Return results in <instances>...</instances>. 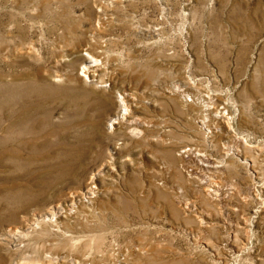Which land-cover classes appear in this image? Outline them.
I'll list each match as a JSON object with an SVG mask.
<instances>
[{"label": "rangeland", "instance_id": "obj_1", "mask_svg": "<svg viewBox=\"0 0 264 264\" xmlns=\"http://www.w3.org/2000/svg\"><path fill=\"white\" fill-rule=\"evenodd\" d=\"M0 264H264V0H0Z\"/></svg>", "mask_w": 264, "mask_h": 264}, {"label": "bare ground", "instance_id": "obj_2", "mask_svg": "<svg viewBox=\"0 0 264 264\" xmlns=\"http://www.w3.org/2000/svg\"><path fill=\"white\" fill-rule=\"evenodd\" d=\"M90 53V52H89ZM100 56H98V57H96V56H90V58H86V64L84 65V67H83V69H82V72L84 73V76L89 80V81H91V78H90V73H91V69L93 68V67H97V64L98 63H100L99 61V58ZM125 98L124 97H121V102L123 103V106L125 107L124 108V113L122 114V116H120L121 118H125V115L129 112L128 111V108H127V105H126V103H125ZM205 110H209V109H205ZM130 114V113H129ZM222 114V117L227 121V123H228V125L230 126V128L231 129H236V118H237V115L235 114V115H230V112H228V111H225V112H222L221 113ZM208 116H209V114H207ZM119 118V117H118ZM117 117L116 118H114V120L112 121V123H111V127L113 128V126H114V124H117L118 123V121H117V119H118ZM203 122V125H205V123L206 122H204V121H202ZM209 133H212V130H210V132ZM248 139L249 138H247V139H245V141H247L248 142ZM230 151H232L233 153H236V152H238V154L239 153H241V151L240 150H235V149H231ZM231 152H229L228 153V155L230 154ZM244 161H247V160H244ZM219 194H218V191H216L215 192V196H218ZM60 221H61V217H60V215L59 214H53V215H51V217L48 219V218H46L44 221H41V222H39V224L40 223H42V222H44V223H48V224H56V223H60ZM58 225V224H57ZM44 226V225H43ZM29 237V236H28Z\"/></svg>", "mask_w": 264, "mask_h": 264}]
</instances>
